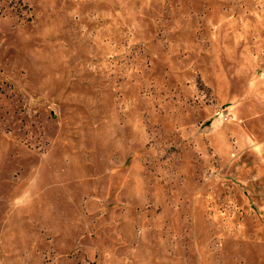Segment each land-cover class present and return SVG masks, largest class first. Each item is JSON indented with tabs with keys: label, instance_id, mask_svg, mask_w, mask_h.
Returning <instances> with one entry per match:
<instances>
[{
	"label": "rangeland",
	"instance_id": "rangeland-1",
	"mask_svg": "<svg viewBox=\"0 0 264 264\" xmlns=\"http://www.w3.org/2000/svg\"><path fill=\"white\" fill-rule=\"evenodd\" d=\"M0 264H264V0H0Z\"/></svg>",
	"mask_w": 264,
	"mask_h": 264
}]
</instances>
